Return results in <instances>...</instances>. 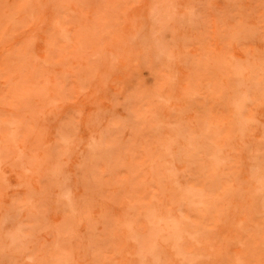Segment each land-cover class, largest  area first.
<instances>
[{
	"label": "rangeland",
	"instance_id": "rangeland-1",
	"mask_svg": "<svg viewBox=\"0 0 264 264\" xmlns=\"http://www.w3.org/2000/svg\"><path fill=\"white\" fill-rule=\"evenodd\" d=\"M0 264H264V0H0Z\"/></svg>",
	"mask_w": 264,
	"mask_h": 264
}]
</instances>
